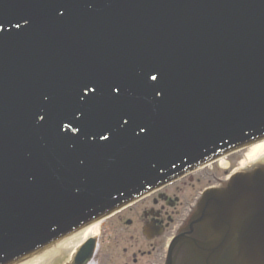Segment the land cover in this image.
Listing matches in <instances>:
<instances>
[{
  "label": "water",
  "instance_id": "obj_1",
  "mask_svg": "<svg viewBox=\"0 0 264 264\" xmlns=\"http://www.w3.org/2000/svg\"><path fill=\"white\" fill-rule=\"evenodd\" d=\"M262 138L264 0H0V264L72 256L122 202ZM196 222L213 260L235 237L264 264V167Z\"/></svg>",
  "mask_w": 264,
  "mask_h": 264
},
{
  "label": "flooded vegetation",
  "instance_id": "obj_2",
  "mask_svg": "<svg viewBox=\"0 0 264 264\" xmlns=\"http://www.w3.org/2000/svg\"><path fill=\"white\" fill-rule=\"evenodd\" d=\"M198 173L163 185L110 215L102 223L92 257L85 264H166L168 243L177 236L180 238L171 251V264H240L234 260L235 237L215 262L211 254L207 255L212 243V236L207 234L208 224L194 223V220L202 190L212 185L200 189L191 186L193 194L184 191L185 181L192 180ZM201 244L208 248L205 256L201 253ZM50 264L74 262L72 256H64Z\"/></svg>",
  "mask_w": 264,
  "mask_h": 264
},
{
  "label": "rangeland",
  "instance_id": "obj_3",
  "mask_svg": "<svg viewBox=\"0 0 264 264\" xmlns=\"http://www.w3.org/2000/svg\"><path fill=\"white\" fill-rule=\"evenodd\" d=\"M247 149H243L242 151L236 152L223 160H225L224 164H221L220 161L214 162L207 167L204 168L201 172L196 174L192 180L185 181L186 185L184 187V191L188 193L190 191L191 194L194 193V189H200L205 185H215L222 178L225 179L228 172L237 171L238 169L250 164L253 161H246L245 154ZM245 160V161H244ZM244 161V164H240ZM243 163V162H242ZM199 179V181L197 180ZM220 179V180H219ZM219 180V181H218ZM194 186V189L191 188ZM193 189V190H192Z\"/></svg>",
  "mask_w": 264,
  "mask_h": 264
},
{
  "label": "bare ground",
  "instance_id": "obj_4",
  "mask_svg": "<svg viewBox=\"0 0 264 264\" xmlns=\"http://www.w3.org/2000/svg\"><path fill=\"white\" fill-rule=\"evenodd\" d=\"M264 151V139H261L259 140L258 142L256 143H253L252 145H250L248 148H247V151H246V154H245V160L250 162V161H253L255 160L260 153H262ZM244 160V161H245ZM244 161H242L240 164H244ZM220 163L221 164H224L225 163V160H220ZM100 226L98 225V230H99ZM98 233V231H97Z\"/></svg>",
  "mask_w": 264,
  "mask_h": 264
},
{
  "label": "snow or ice",
  "instance_id": "obj_5",
  "mask_svg": "<svg viewBox=\"0 0 264 264\" xmlns=\"http://www.w3.org/2000/svg\"><path fill=\"white\" fill-rule=\"evenodd\" d=\"M155 79V77H153ZM103 138V137H102Z\"/></svg>",
  "mask_w": 264,
  "mask_h": 264
}]
</instances>
